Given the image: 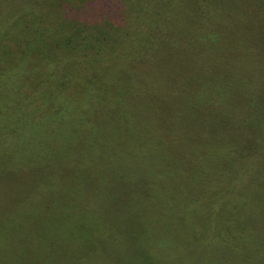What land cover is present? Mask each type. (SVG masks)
I'll return each instance as SVG.
<instances>
[{
	"label": "rangeland",
	"instance_id": "374dc122",
	"mask_svg": "<svg viewBox=\"0 0 264 264\" xmlns=\"http://www.w3.org/2000/svg\"><path fill=\"white\" fill-rule=\"evenodd\" d=\"M0 105V264H264V0H0Z\"/></svg>",
	"mask_w": 264,
	"mask_h": 264
},
{
	"label": "trees",
	"instance_id": "16d2710c",
	"mask_svg": "<svg viewBox=\"0 0 264 264\" xmlns=\"http://www.w3.org/2000/svg\"><path fill=\"white\" fill-rule=\"evenodd\" d=\"M10 107L12 106V107H14L12 104H10V101H9V103H7ZM0 107H1V105H0ZM7 110H9L8 108L6 109V111ZM5 110L4 109H1L0 108V114H2L3 112H4ZM4 114V113H3ZM13 114V113H12ZM6 115V114H5ZM4 126H7V125H4ZM4 130V133H11L13 130H14V128L13 127H3V125H2V123L0 122V134H1V132ZM5 139V138H4ZM7 139V138H6ZM5 139V140H6ZM7 141H8V139H7ZM1 143H3V144H6V145H8L7 143H6V141H2ZM22 145L23 144H20L19 146H21L22 147ZM17 147H18V145H17ZM26 256L27 257H29V258H33L34 257V254H26ZM37 256V255H36ZM35 256V257H36Z\"/></svg>",
	"mask_w": 264,
	"mask_h": 264
}]
</instances>
